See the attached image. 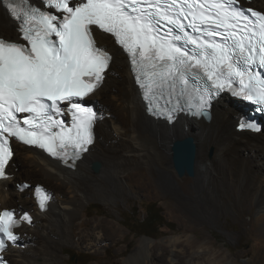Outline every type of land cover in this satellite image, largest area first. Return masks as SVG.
Wrapping results in <instances>:
<instances>
[{
    "label": "snow or ice",
    "instance_id": "obj_1",
    "mask_svg": "<svg viewBox=\"0 0 264 264\" xmlns=\"http://www.w3.org/2000/svg\"><path fill=\"white\" fill-rule=\"evenodd\" d=\"M4 4L19 35L0 37V180L9 179L13 139L70 166L94 143L99 117L86 101L103 87L114 59L98 44L97 32L110 34L126 53L145 101H167V111L152 110L169 121L177 112L209 116L224 91L264 113V11L241 0ZM239 126L261 131L255 121ZM34 191L46 211L51 194L43 186ZM24 222L32 223L26 211L19 217L15 210L0 212V264H8L3 253L21 239L16 229Z\"/></svg>",
    "mask_w": 264,
    "mask_h": 264
},
{
    "label": "bare ground",
    "instance_id": "obj_2",
    "mask_svg": "<svg viewBox=\"0 0 264 264\" xmlns=\"http://www.w3.org/2000/svg\"><path fill=\"white\" fill-rule=\"evenodd\" d=\"M254 2L264 10V0H254ZM15 26L0 0V34H13ZM3 27L13 29L3 30ZM98 34L100 42H108L107 39L112 41L109 36ZM114 54L103 87L88 100L100 99V92L106 87L110 90L114 102L123 105L127 112L115 113L111 110L112 104L110 106L107 104L108 110L98 113L95 143L89 147L87 153L83 154L75 169L61 166L59 161L51 159L41 151L17 144L18 156L21 161L24 160L25 166L28 165V168L39 171L43 177L53 180L64 191H57L48 205V210L41 213L37 210L32 194L29 196L28 191L22 194L12 190L10 182L13 178L0 182V211L9 209V204L14 207L17 202L26 206L34 205L35 208L33 212L35 226L33 224L32 228L23 226L20 229L23 241L27 244L24 246L26 250L19 245L8 249L15 264H60L64 259L65 246L76 245L81 249L95 251L111 244L114 239L106 235L100 222H95L90 231L78 232L76 217L79 213H83L85 206L94 196L109 202L125 195L124 181L133 188L135 186L133 182L136 180L127 177L125 172L135 159L137 162L149 161V159L157 161L161 180L171 191L194 195V191L185 181L177 183L172 166L173 143L187 137L195 139L198 149L195 185L197 190L203 191L198 195L204 194L205 188L208 189L211 194L208 199L214 213H225L240 221L243 216L251 215L254 209L256 212L264 211V128L260 132L240 128L239 118L246 112L247 106L224 95L212 104L209 121L204 117L190 116L186 112L179 113L171 121L162 119L158 115L154 116L148 112L142 90L135 82L126 56L121 50H116ZM119 64L124 66L119 68ZM113 68L118 70V76L111 72ZM109 73H114V76L111 74V82L108 79ZM102 104L106 105V103ZM234 107L238 109V121L233 118V115L237 114V109L235 110ZM126 114L131 119L130 127L129 125L125 127L123 123L127 118ZM125 133H129L126 139H124ZM211 150L214 151L213 157L209 155ZM17 153L11 160L8 171L15 160L17 161ZM96 161L102 166L99 173L93 172V164ZM229 176L233 185L229 184ZM20 177L23 176L20 174ZM218 179L221 180L224 188L230 185L232 195L227 188L220 192L215 190L214 184ZM138 189L144 192L148 190L142 185ZM81 223L86 225L89 222L85 220ZM26 228L35 230L39 228L36 231L35 242L31 241L34 237L33 233ZM249 231L255 232V235L259 233L262 235L264 219ZM25 232L30 234L25 236ZM181 239L179 236L169 237L166 245L161 249L162 253L152 246V239H144L142 244L130 254L125 264H184L188 258H191L189 264H225L228 259L219 248L198 243L187 252L179 253L177 261L174 254ZM192 249L194 250L191 251ZM168 254L169 259L165 261L163 256ZM206 255L208 258L202 260Z\"/></svg>",
    "mask_w": 264,
    "mask_h": 264
},
{
    "label": "rangeland",
    "instance_id": "obj_3",
    "mask_svg": "<svg viewBox=\"0 0 264 264\" xmlns=\"http://www.w3.org/2000/svg\"><path fill=\"white\" fill-rule=\"evenodd\" d=\"M251 5L259 8L256 6L254 0H252ZM12 29L13 28L9 27L5 29V27H3V30ZM13 32V34L16 35V30H13ZM107 40L108 44L111 45L112 41L109 39ZM123 66V64H119V68H122ZM111 72H114L118 76V70H116V68H113ZM114 73L108 74L109 82H111V74L114 76ZM100 95V99H89V101L96 102L99 106H101L100 111H107V104L108 106L112 104L111 110L113 112L119 114L127 112L123 105L118 104V102H114L110 90L106 87L101 90ZM102 103H106V105ZM234 109L236 110L237 108L234 107ZM236 111L237 114L233 115V118L238 121V109ZM130 122L131 119L127 115V118L123 120L125 127L128 125L130 127ZM125 134L124 139L129 136V133ZM17 148L18 145H15V153H17ZM209 155L210 157H213L214 151L211 150ZM16 159L17 161L15 160L9 170L10 173L14 175L13 180L10 182L12 190H17V183L26 181L32 184V187L35 184L47 187L54 194V196L57 191H64L63 188L59 185L57 186L53 180L43 177L39 171L28 168V165L25 166V163H23L24 160H20L18 153ZM135 160L130 163L127 171L125 172L127 177H131L136 180L133 182L135 183L133 188L130 187V184L128 186L124 181L123 189L125 190V195L120 199H113L109 202H104L97 196H94L93 199L91 198L90 202L85 206L83 213H79L76 217L75 224H77L76 230L78 232L84 230L90 231L95 222H100L101 228L105 230L106 235L109 238L114 239V241L111 242V244L109 243L107 246H102L100 250L95 251L81 249L76 245L65 246L63 250L64 259L60 261V264H69V256L66 255L68 250L77 254H91L95 257V261L90 264H125L130 257V254H132V252L142 244L144 239L148 238H145L144 236L146 235H141L139 232H132L125 226L124 220L128 219V223L131 226H136L135 223L146 216V206L152 207L155 211L159 209L162 210V215L165 220L169 221L173 227V229L162 227L154 234L153 237H150L153 239L152 246L158 248L159 253H162L161 249L162 247L164 248V245H166L169 237L179 236L182 239L177 245L176 254H174V258L177 259V261L179 260V253H185L190 248L194 247V245L196 246L198 243H204L207 247L215 246V248H219L222 252H224V254L228 256L225 264H264V231L262 232V235L260 233L255 235V232L250 233L249 231L251 227L259 225L261 220L264 219V211L257 210L256 212V209H254L251 212V215L247 214L243 216V219L240 221L225 213H214L213 207H210V201L208 199L211 195L210 192H208V189L205 188V193L198 195L199 193H203V191L197 190L195 178L189 176L180 177L173 168L177 183L185 181L189 188L194 191V195L192 193H174L169 189V186L167 187L161 180L159 174L160 168L157 161L149 159V161L146 160L144 162H137ZM154 162L155 164H153ZM22 165L23 167H21ZM93 172L97 173L94 169ZM18 173L19 176H17ZM20 174L23 177H20ZM218 181L214 184L215 190L220 192L223 190L225 191L227 188L230 190L229 192L232 195V190L229 188L230 185L224 188L221 180L218 179ZM229 184L233 185L231 176H229ZM141 185L146 187L148 190L145 192L139 190L138 188L141 187ZM26 191H28V195L31 196L32 188ZM236 192L239 193L238 189H236ZM95 205H98V207H95ZM9 206L11 207L12 204H9ZM11 208H19L21 210L31 212L35 211L34 205L26 206L20 202H17V204ZM84 219L89 223L82 225L81 221H85ZM35 224L36 223L34 222V226ZM38 229L35 230L26 228V230H30L29 232L33 233L34 237L31 240L33 242H35L37 238L36 231ZM29 232H25V236L30 234ZM23 245L27 246L24 241ZM193 250L194 249L191 251ZM8 258L12 264H15L9 253ZM163 258L165 261H168L169 254L163 256ZM207 258L208 257L206 255L202 260ZM190 259L191 258L186 259L184 264H189L188 262Z\"/></svg>",
    "mask_w": 264,
    "mask_h": 264
},
{
    "label": "water",
    "instance_id": "obj_4",
    "mask_svg": "<svg viewBox=\"0 0 264 264\" xmlns=\"http://www.w3.org/2000/svg\"><path fill=\"white\" fill-rule=\"evenodd\" d=\"M95 107L98 113H100V106L93 101H87ZM211 118V114L209 115ZM241 121V118L239 119ZM197 144L193 137H187L183 140H178L172 145V166L180 177L189 176L196 177V161H197ZM93 169L99 172L101 164L95 162ZM47 188V187H46ZM145 238L152 239L144 236ZM153 240V239H152Z\"/></svg>",
    "mask_w": 264,
    "mask_h": 264
},
{
    "label": "trees",
    "instance_id": "obj_5",
    "mask_svg": "<svg viewBox=\"0 0 264 264\" xmlns=\"http://www.w3.org/2000/svg\"><path fill=\"white\" fill-rule=\"evenodd\" d=\"M11 35L13 34L5 36L8 37ZM8 174L10 173L8 172ZM95 207H98V205H95ZM145 214L146 216L143 219H140L139 221L135 220L137 221V223H135L136 226H131L128 223V219H125V226L134 233L139 232L141 235H146L148 237H153L154 234L162 227L173 229L171 223L166 221L162 215V210L159 209L155 211L152 207L146 206ZM66 255L69 256V264H90L95 261V257L88 253L77 254L71 250H68Z\"/></svg>",
    "mask_w": 264,
    "mask_h": 264
}]
</instances>
